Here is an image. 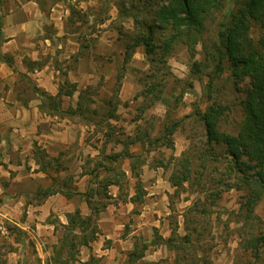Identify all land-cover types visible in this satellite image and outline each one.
<instances>
[{"label":"clouds","instance_id":"clouds-1","mask_svg":"<svg viewBox=\"0 0 264 264\" xmlns=\"http://www.w3.org/2000/svg\"><path fill=\"white\" fill-rule=\"evenodd\" d=\"M72 9L87 18V24L77 22L79 32L69 29ZM97 12L102 23L96 19ZM114 24L125 31L135 28L134 18L122 16L116 0H0V262L90 264L103 259V264H127L135 238L143 250L137 264H264V249L257 260L246 247L264 224V215L258 212L260 201L250 215L246 208L242 214L239 197L244 193L236 187L239 174L230 175L227 164L208 158L206 113L197 112L203 99L200 88L180 95L170 145L148 153L133 148L143 161L135 170L130 158L118 171L100 170L93 178L92 170L103 162L107 127L98 130L81 114L82 91L99 85L121 102L116 114L127 115L123 101L134 103L132 97L142 91L127 72L140 67V61H144L142 71L151 67L141 48L132 51L118 82L117 67L96 63L86 71L80 58L73 60L80 51L74 36L111 46L109 37L118 35ZM93 26L97 31H91ZM195 47L202 51L201 43ZM174 67L179 72L188 70L180 61ZM21 81L27 92L17 87ZM70 86L74 87L69 96ZM202 86L206 92V79ZM91 98L95 103L90 107L95 109L100 100ZM57 99L60 106L53 109L51 103ZM168 113L169 107L157 102L141 119L124 124V131L132 135L137 124L144 126L151 117L164 120ZM198 122L204 125L203 134ZM107 123L120 122L109 118ZM122 150L123 145L113 148L109 143L104 153ZM158 152L163 153V162L153 167ZM185 172L189 178L175 183L173 176ZM106 176L120 183L108 185L107 198L101 199L95 191ZM210 179L224 182L213 189L208 186ZM198 180L205 185L203 191L196 187ZM214 191L220 193L219 202L207 203ZM201 204L207 212L193 223ZM77 218L94 224L95 233L78 223L74 226ZM91 235L95 239L84 243ZM66 237L77 246L71 257L65 250Z\"/></svg>","mask_w":264,"mask_h":264},{"label":"trees","instance_id":"trees-1","mask_svg":"<svg viewBox=\"0 0 264 264\" xmlns=\"http://www.w3.org/2000/svg\"><path fill=\"white\" fill-rule=\"evenodd\" d=\"M229 1L231 7L224 8L222 0H158L150 9L152 15L150 22L141 21L135 15L136 13L132 14L135 20V33L124 36L123 64L125 65L130 60L133 50L143 47V53L151 65L150 68L153 67L155 72L158 71L170 75L167 58L174 43H183L187 47L190 57L193 58L196 43L200 42L204 46L202 31L206 27V20L214 11L226 9V13L223 15L228 17V20L219 27L216 33L217 40L212 44L213 53L208 57L210 61L215 62L217 73L222 71V62L227 59L229 61L230 75L234 83L239 84L248 81L247 87L243 89L244 95L240 103L241 119L236 133L231 134L219 128L225 113L223 106H211L205 111L197 109V112L206 113L210 133L206 150L208 158L215 164L220 162V159H223L224 164H227L230 175L239 174L237 179L240 183L236 184V187L238 190L245 192L241 210L244 212L246 208L247 213L250 215L252 207L256 205L258 200H261L264 194V0ZM119 9L120 13H126L121 5ZM77 13L72 10V15ZM253 26L259 27L261 31L257 39L251 37L250 34ZM166 33H168L167 36L165 35ZM80 48H83L81 44ZM73 58L76 61L77 58H80V54L78 53ZM195 63L194 65L197 64ZM153 85L148 87L147 82L144 84L143 97L151 95V103L161 101L165 104L166 100L161 97L162 92H154L155 85ZM72 87L74 86H70L67 89L69 96L71 95ZM86 92L85 90L81 93L79 111L86 119H89L87 117L88 114L93 116L98 111L83 104ZM114 100L110 98L107 101V104L112 106L111 111L113 113H107L104 119L116 118L114 111L118 100H116L115 105L113 104ZM59 106L58 99L52 101L51 107L53 109H58ZM168 116L169 113L161 121L162 135L151 138L146 130L143 134L139 130H135L134 136L127 137L128 140L124 144L139 141L141 147H152L155 144L160 146L163 144L170 145L169 136L174 130L176 122L168 123ZM102 122L94 120V123L98 126H101ZM106 125L111 131H117L114 126L108 123ZM201 127L204 131L203 124H201ZM125 157L135 161L132 165L134 170L143 162L138 159L139 156L124 149L119 153L106 157L112 163V166H105L102 162H97L96 168L92 170L93 178L95 179L99 175L100 170L106 173L118 171L121 167L120 161ZM113 163H115V167H113ZM161 163L159 161L156 164ZM212 170L218 171V168H213ZM120 175L122 176L123 173H120ZM188 178L187 172L173 176V180L177 184L181 180H187ZM197 182L201 184L199 180ZM223 182V179L220 181L209 180V184L215 185V187ZM118 183H120L119 180L106 176L103 181L98 182V189L95 191V195L102 199L107 198L108 185ZM89 195L91 196V193ZM219 196V191L211 192L209 197L206 198V202L212 204ZM103 206V204L100 205L101 208ZM196 212L199 215H203L207 212V208L201 204ZM89 221H91V218H89ZM77 223L84 229L91 228L93 234L97 230L94 224L88 221H79L78 218L73 220L74 226ZM193 231H196V229L193 228ZM157 238L159 240L158 236ZM89 239H95V236L85 237L83 242L88 243ZM188 239V237H185V242ZM76 247L67 237L65 238V250H67L69 257L72 256ZM145 247L147 246L145 245ZM246 247L252 251L255 259H260V252L264 249V224L258 229V234L248 241ZM133 249L127 254L128 263L137 261L139 256L143 254V250L138 246L137 242H134ZM96 262L97 260L93 259L90 264H96Z\"/></svg>","mask_w":264,"mask_h":264},{"label":"rangeland","instance_id":"rangeland-1","mask_svg":"<svg viewBox=\"0 0 264 264\" xmlns=\"http://www.w3.org/2000/svg\"><path fill=\"white\" fill-rule=\"evenodd\" d=\"M157 1L158 0H128L129 7H125V0H116L117 6L119 7L121 5L122 8L125 9L126 11V13H121L122 16H128L130 14L131 16H133L134 13H136L135 15L139 20L146 22H150L152 20L150 9L154 6V3H156ZM229 2H230L229 0H222V3L224 4V8L231 7ZM224 8L219 11H214L210 15V17L206 20L205 22L206 27L202 31V39L204 42V46L202 45L203 46L202 51H200L199 53L197 52L195 47L193 58L190 57L187 47L183 43L181 42L174 43L172 50L167 58V64L170 69L169 70L170 75L163 74L162 72H158V71L155 72L153 67L149 68L147 71H142L141 69L144 64V61L138 62L140 67L130 69L127 72V78L130 81L138 82L142 86V91L138 92L136 95L132 97L134 103L130 104L127 100L123 101L122 103L127 113V115H125L124 117V121H126V124L135 123L137 120L143 117L144 112L146 111L147 108L153 107L157 102H161V101H154L153 103H151V98H152L151 95H147V97H143L142 92H143L144 84L147 82L148 87H150L153 84L155 85L154 92H158V91L162 92L161 97L166 100L165 105L169 107L168 117L170 122L168 121V123L173 122L172 116L174 115V110H178L179 108L180 95H182L185 90H194V88H200L201 94L203 95V99L198 109H200L201 111H205L209 109L211 106H220V105L223 106L225 108V113L219 124V128L221 130L230 132L231 134L236 133L239 125V121L241 119L240 103L244 95L243 89L247 87L248 81H244L239 84L234 83L230 75L229 61L227 59L222 62V71L220 73H217L215 69V62L210 61L208 57L213 53L212 44L217 40L216 33L219 27L228 20V17H225L223 15L226 13V9ZM72 10L78 12L76 9H72ZM103 11H105V9H100V12ZM100 12H97L96 19L98 22L102 23L103 21L100 19ZM77 21H79L81 25L87 24V18L85 15H81L79 12L77 14H73L72 18H70L69 21L70 31L72 32L80 31V28L75 25V22ZM112 28L116 33H118V35L115 38L109 37V39L112 40L111 46L100 44L95 39L90 40L87 39L85 36L80 35L78 37V41L80 42L81 47L83 48H80V51L78 53L80 54V59L83 62V68L86 71L90 70L89 69L90 65H95L96 63H99L102 66L117 67L118 70L115 79L118 82L120 76L125 74L124 64H123V54L125 49L124 36H126V34L133 35L135 33L134 32L135 29H133L132 31H125L121 26L116 24L112 25ZM91 31L95 32L97 31V29L93 26L91 28ZM260 33L261 31L259 27L257 26L251 27L250 34L251 37H253L254 39H257ZM139 48H141V50L143 51V47H139ZM177 61L186 63V65L188 66V70L186 72H179L174 67L175 62ZM194 62L200 65L197 66L196 63H195L196 65H194ZM127 63L125 65H127ZM159 66L161 65L159 64ZM102 79L103 77H101V80ZM205 79L207 80L206 92L202 86L203 81ZM189 85H191V87H189ZM86 91L87 92L84 95V102H83L84 105L90 106L91 104L95 103V101L92 100L91 98L92 96H96L100 100L99 106L95 108V110H97L98 113L93 116L88 114L87 115V117L89 118L88 120H91L92 122H94V120H98V121L100 120V122L104 121V117L106 116L107 113L110 112L113 113V111H111L112 106H109V104H107V101L110 98H113V100L115 99L113 101V104L115 105V102L117 100L115 95L113 94L110 96L109 93L103 91L99 87V85H97L96 87L89 86L86 89ZM139 97H142L143 99L140 100ZM126 108H130V109H126ZM161 121L162 120H160L158 117H151L149 120L145 121L144 126L137 124L136 128L132 130L133 131L139 130L141 134H143L144 131L146 130V132H148L151 138H155L157 136L162 135ZM197 126L200 132L203 134L201 124L198 123ZM102 127H107V132L113 133V131H111V129L106 124H102L101 126H98V130H100V128ZM114 129L117 130V134L119 136L117 137L115 135L117 139H120L123 142L128 140L124 131V127H118L116 125L114 126ZM154 132L156 133L155 137L153 136ZM120 133L121 134L123 133L124 136H120L121 135ZM133 136L134 135H132L131 137ZM112 146L114 147L115 144L112 143ZM158 146L160 145L155 144V146L152 147L144 146L139 149L142 150L144 153H148L154 148L158 149L159 148ZM138 159L142 161L140 157ZM122 161L124 162V160L120 161V166L122 165ZM159 161L163 162L162 152H158L157 157H153L152 165H155ZM103 162L105 166H110V162L108 161V159L105 158ZM216 164L224 165V160L220 159V162ZM164 166L167 167V164H164ZM102 172L105 173L103 170ZM208 186L213 189L216 188L215 185L209 183ZM196 187L201 191L205 189V185L203 183L198 184L197 181H196ZM242 192L245 194L244 191ZM219 198H217L212 204L218 203ZM239 200L240 202L243 203L244 195L239 197ZM197 209L198 207L195 209V213L192 218V222L196 220L193 223H196L197 216H200L198 212H196ZM241 212L242 214L244 213L242 210ZM258 212L260 213V215H264V194L260 200ZM257 218L259 219V216H257ZM133 242H137L138 246H140L139 242L136 241L135 238ZM132 263L137 264V261ZM132 263L127 262V264H132Z\"/></svg>","mask_w":264,"mask_h":264},{"label":"crops","instance_id":"crops-1","mask_svg":"<svg viewBox=\"0 0 264 264\" xmlns=\"http://www.w3.org/2000/svg\"><path fill=\"white\" fill-rule=\"evenodd\" d=\"M78 22V21H77ZM77 22H75V25H77ZM73 32H77V31H73ZM78 37L79 36H74L73 38L74 39H76L77 41H78ZM79 42V41H78ZM17 87L18 88H20L21 90H23V91H25V92H27L28 91V89L25 87V85H24V83H23V81H21L20 82V84H18L17 85ZM120 104V102H118L117 104H116V109H115V115H116V118H111V119H115V120H117V121H119L120 123H118L117 124V126L118 127H123V125L124 124H126V121H124V117H125V115L124 114H121V115H117L116 114V110H117V106ZM122 107H123V105H122ZM89 108H90V106H89ZM124 108V107H123ZM126 109H130V108H126ZM109 118H107V119H104V121L102 122V124H107V120H108ZM113 126V125H112ZM122 131H123V129H122ZM132 131V133H134V131L133 130H131ZM121 134V133H120ZM125 134H126V136L127 137H131L132 135H134V134H132L131 136L130 135H128L126 132H125ZM119 137L118 136V134H117V131H113V133H109V132H104L103 133V137H104V147H102L101 148V157H102V160L104 161V159L108 156V155H106L105 153H104V148H106L107 146H108V144L109 143H113V144H115V146L116 145H123V150L124 149H126V150H128L130 153H132V154H134L132 151H131V149H133V148H142L141 147V144L139 143V141H136L135 143H131V144H124V142L122 141V140H120V139H117V137ZM120 136H124V134L122 133ZM116 137V138H115ZM97 143H99V141H97ZM114 146V147H115ZM113 147V148H114ZM113 153H117V152H113ZM119 153V152H118ZM138 156V155H137ZM128 158L127 157H125L124 159H122V160H124V162L122 161V165H124L125 164V162H126V160H127ZM102 163H104V162H102ZM115 163H113V165H114ZM104 165V164H103ZM121 165V166H122ZM110 166H112V163L110 162ZM151 166H153L154 167V165H151ZM105 172V171H104ZM106 173V172H105ZM99 174H101V172L99 171ZM108 243H110V242H108ZM133 244H134V242H133ZM106 246H107V244H106ZM138 261V260H137ZM0 264H2V262H0ZM96 264H103V259H101V260H97V262H96ZM133 264V263H132Z\"/></svg>","mask_w":264,"mask_h":264}]
</instances>
